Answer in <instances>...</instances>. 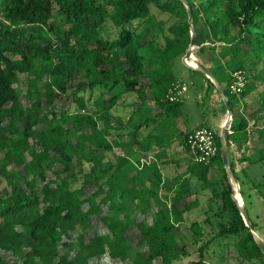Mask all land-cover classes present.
<instances>
[{
    "label": "trees",
    "instance_id": "16d2710c",
    "mask_svg": "<svg viewBox=\"0 0 264 264\" xmlns=\"http://www.w3.org/2000/svg\"><path fill=\"white\" fill-rule=\"evenodd\" d=\"M185 1L197 46L188 61H198L205 50L217 46L216 65H202L221 83L231 110L238 102L246 104L247 93L255 90L253 80L260 74L253 76L251 71L264 63V0ZM107 20L119 28L115 39L107 40L99 32ZM137 20V25L128 27ZM190 24L182 0L0 1V185L5 183L0 188V264H89L90 258L105 253L112 259L110 264L128 259L131 264H212L204 258L205 250L225 236L233 239L240 260L264 264V254L232 198L235 189L223 167L218 132L213 131L217 154L207 163L189 161L187 167L201 189L214 184L211 171L221 172L225 180L216 197L212 194L213 215L220 218V227L195 248V258L181 261L191 255L181 226L193 229L195 243L202 234L199 220L186 222L199 205L197 197L185 201L197 192L191 190L189 176L179 181L178 188L173 181L163 182L159 193L153 182L162 177L152 162L143 164L137 175H124L123 184L113 180L114 174L100 181L112 140L123 152L117 166L134 154L133 143L144 151L153 149L151 143L162 150L168 145L158 135L142 132L181 115L182 101H171L167 94L183 82L174 76L172 60L184 56ZM153 52L157 53L145 62ZM229 62H237L238 67L230 68ZM188 69L217 92L201 71ZM236 70H243L247 78L234 98L228 84ZM218 71L224 72L222 80L216 76ZM24 75L27 104L15 87ZM261 77L264 80V73ZM96 88L100 94L93 97ZM68 99L77 103V109L58 112L56 102ZM117 104L136 105L124 122L120 115L110 114ZM100 112L107 116L99 127L95 116ZM263 112L264 100L251 125L233 117L226 140L228 154L240 132L248 141L251 127H257L264 142ZM126 125L133 129L127 132L130 139L122 141ZM189 131L180 129L177 135L190 156ZM245 147L252 146L245 143ZM252 148L254 152L243 153L238 163L264 160V145ZM13 166L21 167L22 175ZM231 171L235 173L234 168ZM79 179L81 184L74 185ZM87 184L94 189L86 192ZM261 184L253 181L257 189ZM94 216L107 232L85 235ZM77 227L83 229L81 234L76 233ZM133 228L140 236L136 244L128 236ZM6 252L18 259L6 261Z\"/></svg>",
    "mask_w": 264,
    "mask_h": 264
},
{
    "label": "rangeland",
    "instance_id": "374dc122",
    "mask_svg": "<svg viewBox=\"0 0 264 264\" xmlns=\"http://www.w3.org/2000/svg\"><path fill=\"white\" fill-rule=\"evenodd\" d=\"M99 2L105 1V0H98ZM140 21L137 20L128 27L133 28L135 25H137ZM100 34L103 38L107 40H112L117 38L119 28L114 26L110 20H107L103 26L100 28ZM160 42L162 41L161 38L156 37ZM197 49V46L193 48L192 51H195ZM143 53H146V50H142ZM157 52H153L150 54V56H146L145 62L148 61L149 57L152 55H155ZM217 53H218V47L216 46L214 49H207L205 50L199 57V62L202 64V62L209 66H215L217 60ZM15 58V57H14ZM183 59L174 58L172 60V68H173V74L174 76L182 80L186 84V91L181 95L180 100L181 103V115L177 119H169L167 120V123L165 126L159 127L158 130H160L161 134L165 131H171L176 130V127L174 128L175 123L179 125L181 130H190L191 128L200 127L202 124L203 127H209L212 131L218 132L220 134L221 127H218V124L221 123V126L223 125L224 121L227 118V112L226 109L223 106V100L221 96L219 95L218 91L213 87H208L207 83L204 82L203 77L197 73L192 72L188 69L187 66L183 64L181 61ZM197 60L196 58L192 59L191 62H195ZM230 68L238 67V63L236 62H229ZM264 63L260 62L257 65V68L251 71L252 75L259 74L254 80L253 84L255 86V90L253 92H248L246 99L247 103H242V105H237L232 108V116L234 118H244L249 125L252 123V118L256 112V110L261 107L262 102L264 100V80L261 77V75L264 73ZM230 70V69H229ZM231 71V70H230ZM243 71V70H242ZM224 72L218 71L216 73V76L222 80V75ZM246 74V73H245ZM248 75V74H247ZM251 75V76H252ZM216 78V77H215ZM247 78V76H246ZM219 82V81H218ZM26 76H19L18 82L15 84V87L17 89V92L19 94V97L21 101L24 104H27L28 102L24 99V92L26 89ZM220 83V82H219ZM221 84V83H220ZM100 94V91L98 88H96L92 95L93 97H96ZM236 97L237 94H235ZM243 100V98H242ZM63 100H59L56 102V110L58 112L67 110V111H73L77 109V103H75L72 100H67L66 102H62ZM129 100L128 102H130ZM241 101V100H240ZM91 103L88 102V104ZM136 107L132 106V108H124L123 105L117 104L113 109H111L110 114L111 115H120L123 118V122L126 121V118L131 112V109H134ZM84 113V112H83ZM107 114L105 112H100L98 115L95 116L97 120V124L100 127L103 123V119H105ZM264 118V112L262 114ZM263 118H260L258 120V125H263ZM137 120H135L136 122ZM176 121V122H175ZM134 122V123H135ZM133 127L126 125L124 130H121V132L124 133V136L121 138L122 141H128L130 139V136L127 134L128 131L132 130ZM85 130H88V128H85ZM152 131L153 134H157V131ZM113 134L116 133V130H112ZM119 132V131H118ZM231 132V130H230ZM239 140L237 138L234 139V142H232L231 149L229 151L228 156V165L229 168H234L235 173L234 176L238 181L239 184V191L240 194H238V197L240 198V202H244L246 211L248 214V217L251 222V226L256 231V233L261 236L264 239V199L262 194L264 193V160L257 161V162H250L248 160L241 161L235 169L234 165H232V151L235 150L236 152L239 151V149H243L245 146V143H247L250 147H259L261 145H264L263 138L259 136L257 127H251L250 128V138H248V141L246 142L244 140V134L239 133L238 135ZM142 135L139 133L138 138L141 139ZM173 142L172 145H170L171 150L169 151V158H177L180 155H184L178 163L170 161V164L165 167V173H172L174 174L178 170H182L184 166H186V162L189 161V158L186 155V152L183 150V146L179 145V150H176V145L180 143L181 137L180 136H174L172 135ZM168 139L165 138L163 140ZM233 146V147H232ZM135 150L133 157V160H135V157L142 156L141 158H146L147 155H144V150L141 146H137V144L133 143L132 146ZM250 147L246 149L249 153L247 155H251L254 152V149ZM153 148L154 145H153ZM153 153V152H151ZM107 156L105 157L103 167L106 169V174L104 178H102L100 181L105 180L106 178L112 179V174H114L113 180L118 184L124 183V175H137L139 173L138 168H136V165L134 162L132 163L130 160H128L123 166H117L118 160L121 159L123 156V152L121 148L118 146L116 140H112V150L106 152ZM189 155V154H188ZM138 159V158H137ZM136 159V160H137ZM135 160V162H136ZM185 162V163H184ZM243 162V163H242ZM11 167V166H10ZM19 173L22 175L21 167L19 166H13ZM115 172V173H114ZM49 173V171H48ZM218 171H211L210 176L214 175L213 181L214 184L211 185L208 188L201 189L200 185H198L196 182L193 181L191 183V188L197 189V192H194L189 199H193L197 197L198 200V209L196 211H193L190 213V215L187 217V223L191 219H197L200 222V226L202 229V234L197 235L198 241L195 243L191 233L193 232V229L190 227H184V225L181 226L180 233L182 235L183 241L187 243V249L191 252L190 256H183L181 258V261H187L188 259L197 257V253L195 252V248L203 243L204 241L208 240L212 237L213 234H215L216 230L220 227L219 226V217L216 215H213V211L216 209V202L215 198H213L216 195L214 193H218V191L222 188L223 183H225V180L222 176V173L219 174ZM219 179V181H218ZM228 180V178H227ZM162 181V179H161ZM161 181L154 180L153 184H155V187L161 193L163 191V188H161ZM196 181V178H195ZM218 181V182H217ZM254 182H260L261 187L259 189L255 188L253 185ZM82 182L81 179L75 181L74 185H80ZM229 182V180H228ZM234 189L237 188L236 184L233 180L229 182ZM5 183L2 182L0 185V188L4 186ZM94 189V186L91 184H87L85 186L86 192L91 191ZM212 196V197H211ZM188 201V200H187ZM210 207V208H209ZM208 216V218H207ZM140 217V216H138ZM225 224H227L229 221L226 219ZM146 223H151V217L146 220ZM83 229L81 227H77L76 233L81 234ZM107 232L106 227L102 224L99 217L94 216L91 219V225L88 227L83 233L85 235H91L92 233H105ZM129 239H131V242L133 244H136L139 240V233L136 228L131 229L128 232ZM178 243H181V239L178 238ZM60 251L63 252V249L60 247ZM4 258L8 262H14L18 258L15 257L10 252L3 253ZM204 258L209 261L212 264H248V262L240 260V258L237 256V253L235 251V248L233 246V239H229V236H225L223 238L215 239L213 242L210 243V245L206 248L204 253ZM112 262V259L107 255V253L93 257L89 259V264H110ZM117 264H131V261L128 259L123 262H119Z\"/></svg>",
    "mask_w": 264,
    "mask_h": 264
},
{
    "label": "water",
    "instance_id": "95a60500",
    "mask_svg": "<svg viewBox=\"0 0 264 264\" xmlns=\"http://www.w3.org/2000/svg\"><path fill=\"white\" fill-rule=\"evenodd\" d=\"M182 2L184 3V5L187 9L188 23L190 24L191 18H192L190 7L185 0H182ZM195 39H196L195 32L192 29V26L190 24V42L186 48L184 56L182 57V59H183L182 61L187 67H190L192 69H197V70L201 71L207 78H209V80L214 84L219 95L221 96V98L223 100V103L225 105V109L227 112V118L224 121L223 125L221 126V130H220V134H219L220 142H221L220 149H221V157H222L223 167L225 169V172H226V175H227L229 182H231V180H233L237 186V188L235 189V194L232 195V198L235 201V203L237 204V206L241 212L242 219H243L245 225L248 227L250 233L252 234L255 241L258 243L262 253L264 254V239L261 236H259L256 233V231L253 229V227L251 226V222H250V219L248 217L245 204L243 201L240 202L238 197H237L238 194H240L238 181L235 178L234 174L232 173V171L228 165V149H227L226 140L228 137V133H230V127H231V123L233 120L230 103H229L228 97H227L222 85L218 82V80L214 77V75L205 66H203L199 61L195 60L194 63L197 64L196 66L192 65L191 62L188 61V59L191 58V52H192L193 48L195 47Z\"/></svg>",
    "mask_w": 264,
    "mask_h": 264
},
{
    "label": "crops",
    "instance_id": "0c3cea01",
    "mask_svg": "<svg viewBox=\"0 0 264 264\" xmlns=\"http://www.w3.org/2000/svg\"><path fill=\"white\" fill-rule=\"evenodd\" d=\"M239 105H242V102H238V104H235V108H236V110H237V107ZM176 122V121H175ZM223 122V121H222ZM222 122L221 123H219L218 124V127L220 128L221 127V124H222ZM166 123H167V121H166ZM166 123H165V125H166ZM176 125H174V128L176 127V130H171V131H165V132H162V134H161V132H160V130H158V128L159 127H162V126H165V125H162V124H159V123H157V124H155V125H152L151 127H149V128H147V130H145V131H143L142 133L144 134V133H148V132H151V134L152 135H158L161 139H165V138H167L168 137V139H166V140H164V146H166V144H168L165 148H164V150H162V148L160 147H155V148H153L151 151H144L143 153H144V155L146 154L147 155V157L146 158H141L142 156H137V157H135V160H136V162H135V160H133V157L135 156V155H132L130 158H128L132 163L134 162V164L136 165V168H138V170H140L141 169V167H142V165L143 164H149V163H152V162H154V163H156V165H157V167H158V169H159V172H160V174H161V177H162V181H161V183H160V185L162 186V183L163 182H168V181H173L174 183H175V185H176V187L175 188H178V186L179 185H177L178 183H179V181L182 179V178H185V177H187V176H189L190 177V186H191V183H192V181H193V178L190 176V174H189V172H188V170H187V167H188V165H189V161H191V158H190V156L188 155V153L186 152V155L185 156H187L188 158H189V161H187L186 163V166H184L183 167V169L182 170H178V171H176L174 174H170V173H168V172H166L165 173V167H167L169 164H170V161L172 160V162H174L175 164L176 163H178V162H182V161H180V159L184 156V155H180V156H178L177 158H169V151L171 150L170 148H172V147H170V145H172L173 144V142H175V141H172V138H169V137H172V135L174 134V136H178L177 135V133L179 132V130L181 129L178 125H177V123H175ZM192 129V128H191ZM190 129V130H191ZM156 131V130H158L157 131V134H153L152 133V131ZM185 130V129H184ZM142 133H140V134H142ZM142 134V135H143ZM142 138V137H141ZM139 139V138H138ZM151 145H152V147H153V143H151ZM179 145H181V146H183L182 145V143L180 142V143H178L177 145H176V150H179L180 148L179 147H177V146H179ZM233 147V146H232ZM179 148V149H178ZM184 150V149H183ZM151 152H153V153H151ZM232 160H233V165H234V167H235V169H237L236 167H238V165H239V163H238V159H240V157H241V155L243 154V153H245L246 155L249 153L248 151H246V147L244 146V148L243 149H239V151L238 152H236L235 150H233L232 152ZM228 156H229V154H228ZM141 159H145V161L144 162H141L140 160ZM185 163V162H184ZM243 163V162H242ZM142 179H144V178H142ZM194 182H196L195 181V178H194ZM145 184L146 185H148L149 183H147V182H145ZM156 190H157V188H156ZM191 190L192 191H194L195 189L193 188H191ZM159 192V191H158ZM191 196V195H190ZM190 196H189V198H190ZM188 197L185 199V201L187 202V200L188 201H190V200H193V199H189ZM189 215H190V213H189Z\"/></svg>",
    "mask_w": 264,
    "mask_h": 264
},
{
    "label": "built area",
    "instance_id": "2783aa9c",
    "mask_svg": "<svg viewBox=\"0 0 264 264\" xmlns=\"http://www.w3.org/2000/svg\"><path fill=\"white\" fill-rule=\"evenodd\" d=\"M2 1V0H0ZM246 77L241 70H236L231 74L228 84L229 91L233 94H240L245 87ZM186 91V84L176 83L169 90L167 97L171 101H178ZM186 143L189 148L190 158L195 163L209 162L218 151L214 138V132L208 127H196L191 129L186 136ZM144 162L145 159H141Z\"/></svg>",
    "mask_w": 264,
    "mask_h": 264
},
{
    "label": "bare ground",
    "instance_id": "6f19581e",
    "mask_svg": "<svg viewBox=\"0 0 264 264\" xmlns=\"http://www.w3.org/2000/svg\"><path fill=\"white\" fill-rule=\"evenodd\" d=\"M191 64H192V65H194V66H196V65H197V64H193L192 62H191ZM237 197H238V196H237ZM238 199H240V198L238 197ZM258 239H259V238H258Z\"/></svg>",
    "mask_w": 264,
    "mask_h": 264
}]
</instances>
